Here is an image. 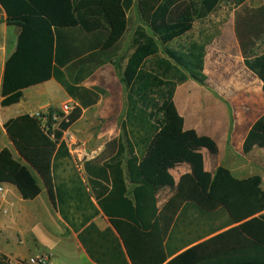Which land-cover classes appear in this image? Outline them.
I'll return each mask as SVG.
<instances>
[{
    "label": "trees",
    "instance_id": "1",
    "mask_svg": "<svg viewBox=\"0 0 264 264\" xmlns=\"http://www.w3.org/2000/svg\"><path fill=\"white\" fill-rule=\"evenodd\" d=\"M26 1L24 4L33 9L21 10L18 0H0L8 22L22 28L16 51L5 64L2 104L19 102L25 89L56 76L69 94L80 100L81 107H75L68 115L51 107L40 116L23 114L9 120L5 125L8 137L21 160L29 165L15 160L9 149L2 150L0 180L16 182L25 196L38 193L41 180L64 221L75 232L84 229L79 239L98 264H195L196 251L216 246L217 241L226 237L228 246H222L228 249L227 254L205 258L202 264H217L218 259L233 263L232 257L235 264H241L242 257L233 253L243 248L247 249V264H264V221L256 217L264 211L260 177L239 180L227 168L219 167L205 194L196 178L184 173L178 193L158 212L154 186L140 167L157 134L174 138L184 132L185 120L174 101L176 87L189 79L208 86L204 72L206 44L193 42L179 49L168 45L190 33L196 22L206 20L223 2L235 6V36L246 67L262 82L264 93V50L256 53L258 42L264 39V3L251 6L249 0H83L80 3L48 0L42 5L35 0ZM94 8L102 11L108 24L102 50H113L123 39L131 9L137 11L140 20L131 39L133 51L121 75L127 91L121 135L107 142L97 157L83 164L89 178L100 179L110 186L109 193L98 200V207L91 200L80 171H74L70 180L57 174L60 169H78L63 136L81 118L82 107L89 106L92 99L91 90L72 88L56 75V62L65 63L57 57L60 48L55 30L87 28L89 10ZM254 132L264 136V115L253 125L251 133ZM127 181L134 185L133 198L128 196ZM184 203L182 218L189 223L186 244H192L194 239L191 237L195 232L196 212L211 214L222 208L231 224L240 225L166 263L165 238L171 228H178L175 217ZM99 209L109 218L113 229L100 231L92 223ZM99 251L103 252L101 256ZM0 264H11L1 252Z\"/></svg>",
    "mask_w": 264,
    "mask_h": 264
},
{
    "label": "crops",
    "instance_id": "2",
    "mask_svg": "<svg viewBox=\"0 0 264 264\" xmlns=\"http://www.w3.org/2000/svg\"><path fill=\"white\" fill-rule=\"evenodd\" d=\"M18 1L20 2L19 6L21 10L29 11L33 9L30 5L24 4L27 2L26 0ZM35 1L41 2L42 5L48 2V0ZM73 1L80 3L83 0ZM262 3H264V0ZM134 12L136 14L135 27L130 22L131 15ZM128 15L130 20L127 32L113 50H102L108 33V24L102 11L98 8L89 10L87 28L80 26L76 28H58L55 30L58 39L57 47L60 48L57 57L65 63L63 65L56 62V75L67 82L72 88L91 90L90 96L92 99L89 106L82 107L83 114L81 118L69 130L64 132L63 136V140L71 153L75 168L78 167L79 170L77 168L75 170L73 168L60 169L57 174L66 180H70V177L75 173L74 171H80L91 196V200L97 207L98 200L104 198L109 193L110 186L107 182L100 179L89 178L85 174L83 164L84 161L97 157L104 150L107 142L121 135V123L127 108V91L122 81L121 87L116 88L117 91L113 89L116 83L117 64L115 59H108V55L114 50L119 51L125 47H132L131 39L135 29L140 25V20L134 8L131 9ZM21 31L22 28L17 26V24L8 22L7 13L0 3V53H2L0 69L1 90L5 64L8 58L16 51ZM86 31H90V34H87ZM99 33L103 34L100 35ZM221 41L236 46L239 54L237 52L236 56H229L219 52L212 55L207 50L204 72L208 77V86H202L194 80L189 79L176 87L174 96L178 112L185 120L183 134L187 130L186 114L189 110L188 103H186L187 94L190 95L193 91H198L201 93L198 97L203 102L202 106H204L205 102H207V106L210 105L208 108V119L199 120L200 123L198 122L193 127L194 132L198 133L201 139L207 140V146L202 152H198L192 161L190 160L191 162L186 158L185 170L177 175L176 181L171 185H168L165 179L161 178L160 171L155 169L154 164L144 160L149 149L154 148V139L156 136L153 138L145 156L140 162V167L146 170V172H143L145 178L154 186L158 212L162 211L167 203L178 193L180 178L184 173H191L196 180L197 178H201L207 185L206 189L209 192L216 171L219 167H225L239 180L260 177V188L264 190V136L257 132L251 133L253 125L264 115L262 82L246 67L235 32L233 31L232 35L224 37ZM132 51L129 52V55ZM127 60L128 57L122 59L120 62L122 74ZM101 70H104L106 75L105 79L97 77ZM247 78L250 81L248 85ZM48 88L56 93L62 94L61 101L57 103V105L59 104L58 106L50 102V96L49 98L47 97L49 102L43 104L42 97L45 96L44 94ZM102 89L106 91H101ZM74 91L77 92L76 90ZM3 100L4 98L1 94L0 141H2V148L0 152L6 148L9 149L15 160H21V157L15 150L14 144L9 139L5 129V125L9 120L23 115V113L31 115L40 112L45 113L51 107L58 111L65 104H69L73 110L75 107H81L80 100L69 94L56 76L45 83L25 89L21 100L15 104L4 106L2 104ZM19 108L24 112L19 114ZM92 112L95 113L94 118L101 116L104 119H112L114 116L117 119L120 116L117 115L118 113H124L120 121V126L117 123H108L107 127L109 129L106 133H102L103 135L107 134V138L96 150H91L90 132L87 134L85 132L84 134L80 133V128L83 125L86 127V130L92 128V121L95 119L88 121V123L83 122L89 113ZM82 122L83 124L80 125ZM114 127L117 128L115 131ZM75 128L79 139L71 133L72 129ZM72 148H75L79 162L75 158ZM88 151L91 152L89 157H87ZM181 156L177 154L176 158L179 159ZM21 161L28 165L23 159ZM78 164H80V167ZM6 185H10V188H6ZM38 186L40 187L38 193L33 196H25L16 182L6 179L0 180V187L4 190L2 195H0V209L4 208L8 211L7 214H1L0 212V239H3L6 244L13 245L16 249L15 252H12L2 246L3 244L0 241V252L12 259L30 258L26 250L22 247L25 239L24 233L27 229H33L35 225H38L42 221L43 223L45 222L48 243L45 245L44 241L40 242L44 249L40 255L46 254L50 256L48 264H98L89 255L79 239V233L83 231L82 234H84V229L81 232H75L61 217L41 180ZM127 187L128 196L133 198L134 185L127 181ZM41 196L42 199L40 202L43 205V220L36 213L35 209H30L25 205L26 200L34 201ZM185 209L186 203L180 206L175 217L179 223L178 228H171L165 238V252L168 257L166 263L172 261L195 245L207 243L208 240L219 237L226 231L240 225V223L231 224L229 215L222 208L211 214L196 212L195 232L194 236L191 237L194 239L191 242L192 244H186L188 234L187 224L189 225V223L185 222V217L182 218L183 214H185ZM209 215L211 216L209 217ZM256 217H260L264 221V211L257 214ZM92 223L100 231L113 229L109 218L100 209L99 214L92 220ZM211 230L212 232H210ZM50 239H56L54 245L59 249L61 254L71 255L74 263L69 261L60 262L54 256L51 248L47 246L50 245ZM228 243L226 237L225 239L217 241L216 246L213 245L211 248L204 247L203 249H199L196 251L195 264H202L205 258H210L211 256L221 257L227 254L228 249H224L222 245L228 246ZM102 254L103 252H98V256ZM233 254L242 257L239 259L241 264H247V249L243 248ZM232 261L233 263H227V261L218 259L217 264H235L234 257H232Z\"/></svg>",
    "mask_w": 264,
    "mask_h": 264
},
{
    "label": "rangeland",
    "instance_id": "3",
    "mask_svg": "<svg viewBox=\"0 0 264 264\" xmlns=\"http://www.w3.org/2000/svg\"><path fill=\"white\" fill-rule=\"evenodd\" d=\"M263 0H249L248 3L251 6H258L262 3ZM234 11L235 6L228 2H223L219 9L213 13V15L209 16L204 21H198L195 23L193 30L188 33L186 36H184L182 39L175 41L174 43L168 45L170 48H185L188 47L193 42L203 43L206 44L207 50L213 55L215 53L221 52L224 55L229 56H236L238 52V48L236 46L223 43L221 40L224 37H227L228 35H232L234 31V25H233V17H234ZM131 24L135 27L136 24V14L135 12L131 15ZM123 50V51H122ZM126 52L124 53V51ZM132 50V47L130 48H123L119 51L114 50L113 52L109 53L108 59H115L116 63H119L122 59H125L129 56V52ZM264 50V39L260 42H258V46L256 49V53L259 54ZM124 53V54H123ZM161 54L163 55V49L161 51ZM239 54V52H238ZM121 58V59H120ZM1 61H2V53H0V69H1ZM116 83L113 86L116 91V88L121 87V75H122V69L118 68L116 66ZM98 78L105 79L106 75L104 73V70H101L98 75ZM108 78V77H107ZM250 84L249 79L247 78V85ZM101 91H106L105 89H102ZM125 91V90H123ZM201 93L198 91H193L190 95L187 94L186 103H188V113L186 114V123H187V130L182 136L170 138L167 136H163L161 134H157L155 137L154 142V148H150L148 151V154L145 156V161L154 164L155 169L160 171L161 178L165 179V182L168 185L173 184V182L176 181L177 175L183 170H185L186 166V158L188 161H192L193 157L199 152H202L204 148L207 146V140L201 139L198 133L194 132L193 127L198 124L199 120L208 119V108L207 102L204 103L199 99V95ZM0 95H1V83H0ZM45 96L42 97L43 104H46L49 102V96L51 97V101L56 106L57 103L61 101L62 94L56 93L55 91H52V89L48 88L46 89V92L44 94ZM203 96V95H202ZM25 107V106H24ZM23 107V108H24ZM19 114H21L22 111L21 108L18 109ZM58 113H64L62 109H59L57 111ZM24 114V113H23ZM95 113H89L86 119H84V123H88V121H92V128L89 130H86V127L83 125L80 129V133L84 134V132L87 134L90 132L91 135V150H96L101 143L107 138L106 131L109 129L107 127L108 123H117L118 126H120L121 118L124 116L123 114L118 113L119 116L117 119H115V116L112 119H104L103 117H95ZM99 115V113H97ZM101 115V114H100ZM13 118V117H11ZM80 123L81 124H83ZM200 123V122H199ZM117 128L114 127V131ZM75 129H72L71 133L77 136V131ZM86 130V131H85ZM79 132V131H78ZM79 133V134H80ZM0 140H1V131H0ZM82 140V138H80ZM0 141V150L2 148ZM72 151L74 153L75 158L78 160V156L75 153V148H72ZM182 155L179 159L176 158V156ZM91 155V152L88 151V156ZM84 160V158L82 157ZM156 159V160H155ZM190 161V162H191ZM143 172H146V170L141 167ZM197 181L203 190L204 193H207L208 190L206 189L207 185L201 178H197ZM162 184V183H161ZM6 188H10V185H6ZM42 199V196L37 200H26L25 205L30 209H35L36 213L39 214L41 219H44L43 214V205L41 204L40 200ZM45 223V222H44ZM44 223L41 221L38 225H35L33 229L29 228L24 233V242L22 247L26 250L27 254L30 256V258L26 259H12L10 258L11 264H19L20 262H26L30 264H34L31 259H35L40 256V254L43 252V246L42 241L45 242V245L48 243V239L46 238V228ZM50 236V235H49ZM51 238V237H50ZM56 239L52 240L50 239V245H47L51 250L53 251L54 256L60 261V262H72L74 263V259L71 255H65L61 254L59 249L54 245V241ZM2 242V246H4L6 249L11 250L12 252H15V247L10 244H6L3 239H0Z\"/></svg>",
    "mask_w": 264,
    "mask_h": 264
},
{
    "label": "built area",
    "instance_id": "4",
    "mask_svg": "<svg viewBox=\"0 0 264 264\" xmlns=\"http://www.w3.org/2000/svg\"><path fill=\"white\" fill-rule=\"evenodd\" d=\"M62 110H63L65 115H68L73 110V108L69 104H65V105H63ZM40 113L35 114V116H40ZM78 165L80 167V164H78ZM3 191H4L3 188L0 187V195H2ZM0 212H1V214H7L8 211H7V209L3 208V209H0ZM0 223H1V216H0ZM31 260L34 264H48L49 260H50V256L43 254V255H40L39 257H37L35 259H31Z\"/></svg>",
    "mask_w": 264,
    "mask_h": 264
},
{
    "label": "water",
    "instance_id": "5",
    "mask_svg": "<svg viewBox=\"0 0 264 264\" xmlns=\"http://www.w3.org/2000/svg\"><path fill=\"white\" fill-rule=\"evenodd\" d=\"M25 161V160H24ZM26 162V161H25ZM27 163V162H26ZM28 164V163H27ZM29 165V164H28ZM37 175H38V177H40L39 176V174H38V172L37 171H35V170H33ZM43 185H44V187L46 188V186H45V184L43 183ZM47 189V188H46Z\"/></svg>",
    "mask_w": 264,
    "mask_h": 264
}]
</instances>
